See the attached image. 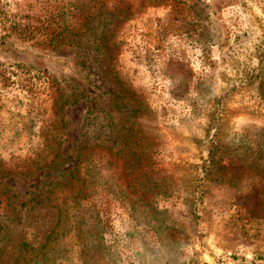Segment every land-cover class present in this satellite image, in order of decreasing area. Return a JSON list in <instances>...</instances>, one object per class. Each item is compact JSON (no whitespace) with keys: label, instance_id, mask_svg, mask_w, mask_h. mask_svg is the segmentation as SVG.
Listing matches in <instances>:
<instances>
[{"label":"rangeland","instance_id":"rangeland-1","mask_svg":"<svg viewBox=\"0 0 264 264\" xmlns=\"http://www.w3.org/2000/svg\"><path fill=\"white\" fill-rule=\"evenodd\" d=\"M0 264H264V0H0Z\"/></svg>","mask_w":264,"mask_h":264},{"label":"trees","instance_id":"trees-1","mask_svg":"<svg viewBox=\"0 0 264 264\" xmlns=\"http://www.w3.org/2000/svg\"><path fill=\"white\" fill-rule=\"evenodd\" d=\"M86 145L83 144V146L81 147L82 149L85 147ZM79 157H80V154L77 152L75 158H74V161H73V164H75V162L77 163V161L79 160ZM72 170H69L68 174H72ZM51 183H54V184H58V178H54V180L51 182L48 183V185H50ZM88 183H89V180H88ZM87 197V195H85L84 193H82L79 189H77L76 191H74V193L72 194V196L70 198V200L72 201V206H78V205H81L82 204V200H84L85 198ZM6 203V202H5ZM62 203V202H61ZM58 210V220L61 218L60 217V207L58 206L57 208ZM5 214V212H3ZM9 218V215H6V217L4 218V220H7ZM57 220V221H58ZM21 246H25L24 243L21 244Z\"/></svg>","mask_w":264,"mask_h":264}]
</instances>
